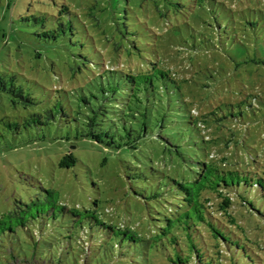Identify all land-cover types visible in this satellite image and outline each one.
Here are the masks:
<instances>
[{"label": "rangeland", "instance_id": "rangeland-1", "mask_svg": "<svg viewBox=\"0 0 264 264\" xmlns=\"http://www.w3.org/2000/svg\"><path fill=\"white\" fill-rule=\"evenodd\" d=\"M80 1L0 0V220L13 210L15 201L29 203L39 197V187L53 188L61 204L92 209L97 200L95 208L105 222L149 238L157 231L154 203L148 200V191L144 199L135 195L140 182L130 178L132 172L127 166L132 156L86 141H79L75 149L62 140L71 132L70 124L75 129L77 101L84 93L89 96L97 90L85 84V71L78 72L72 36L53 41L41 35L58 23V7L64 2L81 16L94 2L81 1L83 8L77 5ZM215 1L220 4H193L169 28L163 25L152 2H145L141 13L150 24V36L160 40H155L157 61L179 83L193 115L205 122L200 128L212 143L213 161L221 169L257 172L264 168V72L246 62L255 49L264 56V37L257 31L260 28L255 31L250 25L264 12V0ZM82 19L88 25V35L95 37L103 69L133 74L146 71L139 60L115 50L102 29L93 25V18ZM11 79L32 104L11 93ZM50 109L55 121L48 127L42 124L45 116L40 120L31 116L44 115ZM178 142L185 144L184 138ZM193 142L200 144V139L195 137ZM65 147L91 171L97 186L78 190L73 175L57 167ZM151 150L158 155L153 157L159 171L178 179L186 175L184 164L174 154L158 147ZM114 157L126 163H116ZM237 213L238 225L253 241L247 242L249 251L257 264H264V220L251 215L244 220ZM65 231L55 224L30 225L26 229L15 224L0 225V264H92V256L99 262L95 264H102V252L95 255L87 250L80 259L79 246L62 237ZM156 263L167 264L160 260Z\"/></svg>", "mask_w": 264, "mask_h": 264}, {"label": "trees", "instance_id": "trees-1", "mask_svg": "<svg viewBox=\"0 0 264 264\" xmlns=\"http://www.w3.org/2000/svg\"><path fill=\"white\" fill-rule=\"evenodd\" d=\"M81 1L77 5L84 8ZM92 1L82 16L93 18V25L102 29L106 41L114 45L115 50H121L125 57L139 60L146 71L133 74L103 69L95 37L88 35V25L69 4H61L58 23L52 30L44 31L41 37L64 41L72 36L74 42L70 43L76 49L78 72L85 71V84L97 90L89 96L84 93L77 101L79 109L73 118L75 129L70 124L71 132L62 140L75 149L79 141H86L107 151L130 154L133 158L127 166L132 172L130 178L140 182L135 195L143 198L149 192L157 231L149 238H142L130 228L105 222L95 208L97 200L92 209L69 208L60 203L57 190L43 187H39L36 200L15 201L13 210L2 217L0 225L15 224L26 229L30 225L55 224L66 230L61 234L64 239L79 246L80 259L87 250L95 255L102 252L105 259L102 264L113 260L120 264H157V260L167 264H257L247 245L253 241L246 235V229L238 225L235 213L240 212L244 220L246 215L264 220V168L257 172L221 169L213 161L212 143L205 139L200 128L205 122L193 115L179 83L157 61L155 40L159 38L150 36V24L141 13L145 2H152L163 25L169 28L176 17H184L193 4L203 7L220 3L215 0ZM257 17L259 20L250 25L255 31L260 28L257 31L264 37V12ZM172 28L175 31V27ZM246 63L264 72V56L256 49L249 54ZM10 82L11 93H17L32 104V99L24 96L13 79ZM2 84L6 89V82ZM31 116L38 120L45 116L42 124L47 127L55 121L52 109L44 115ZM185 132L189 133L188 137ZM195 137L200 139V144L193 142ZM180 138H184V145L178 142ZM151 147L174 154L184 164L186 175L178 179L159 171L153 157L158 155ZM64 149L57 167L73 175L75 188L84 191L89 186H97L90 177L91 171L71 149ZM114 161L126 163L120 157H114ZM151 180L155 183L151 184ZM214 200L216 204L211 203ZM216 214L220 217L216 218ZM91 258L92 264L98 262L95 256Z\"/></svg>", "mask_w": 264, "mask_h": 264}]
</instances>
